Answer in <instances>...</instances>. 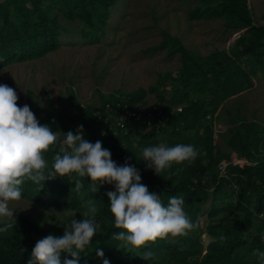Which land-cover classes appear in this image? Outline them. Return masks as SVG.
Listing matches in <instances>:
<instances>
[{
	"label": "trees",
	"instance_id": "obj_1",
	"mask_svg": "<svg viewBox=\"0 0 264 264\" xmlns=\"http://www.w3.org/2000/svg\"><path fill=\"white\" fill-rule=\"evenodd\" d=\"M193 1L198 4L190 15L191 19L223 20L227 31H243L235 42L236 57L245 61L262 60L264 17L262 25L255 24L247 0ZM116 3L117 0H0V69L40 59L58 50L63 31L59 16L69 22L78 21L83 25V36L91 43L99 42L110 9ZM162 36V42L149 51L154 53L166 49L168 56L179 54L182 60L178 76L172 80L176 86L172 97L156 102L157 110L165 118V126L153 127L146 132H143L146 127L143 120L127 124L125 129L116 126L124 107L127 106L130 111L137 109L136 104L142 100L141 93L100 95L97 107H81L75 103L72 113L58 111L49 100L44 107L32 105L31 110L42 125H49L54 132L66 135L69 131L76 132L78 126L83 125L85 139L92 143L100 140L103 147L111 151L112 159L118 165L128 162L135 166L141 173V182L149 191L161 195L165 205L169 197L183 196L185 212L193 222L197 219L201 222L207 210L204 206L210 202L205 230L199 227L187 237L157 240L143 249L129 252L121 242L112 239L113 234L122 230L114 227L108 209L109 191L104 192L100 183L95 184L96 191L93 192L90 179L83 178L84 187L76 192L71 191L74 185L67 177L46 181L42 189L26 182L22 200L58 205L55 198H64L68 201V208L77 213L48 229H42L29 217L19 215L16 227L7 233H0V264H28L31 251L39 239L49 234L62 236L64 227L73 218L83 219L81 214L85 209L81 205L88 200H94L100 209L97 220L102 230L97 233L92 245L81 253L79 264L103 262L97 250H102L104 258L111 264H258L257 257L252 254L257 248L264 251V161L253 163L254 150L260 142L258 133L254 124L246 126L243 132L245 140L239 128L229 131H235L231 140L239 143V158L243 162L230 163L225 175L219 176L220 162H229V157L221 156L216 150L211 121L207 119L213 117L226 99L248 89L251 86L250 77L225 54L199 59L188 52L177 38L165 32ZM204 64L208 65L207 69ZM208 95L212 96L210 102L205 99ZM178 105H182L180 113L175 111ZM109 124L113 126L111 130ZM60 139L63 140L62 135ZM178 143L194 145L206 155L198 156L191 163L174 165V168L183 167L179 176L164 172L160 177L142 161L141 148ZM53 154H46L50 162ZM235 186L236 192L233 190ZM233 194L236 201H232ZM45 196H51L55 201L47 202ZM227 200L230 202L227 203ZM219 201L226 202L217 207ZM215 217H220L218 224H213ZM203 234L211 239L205 252L200 243ZM146 251L154 253L153 258L144 259L142 254ZM64 258L61 257L62 260Z\"/></svg>",
	"mask_w": 264,
	"mask_h": 264
},
{
	"label": "rangeland",
	"instance_id": "obj_2",
	"mask_svg": "<svg viewBox=\"0 0 264 264\" xmlns=\"http://www.w3.org/2000/svg\"><path fill=\"white\" fill-rule=\"evenodd\" d=\"M247 3L254 23L262 25L264 0H247ZM197 4L193 0H117L110 9L100 41L93 43L83 36L81 23L69 22L59 16L63 29L59 49L40 59L1 68L0 84L15 89L21 107L25 104L30 108L32 105L44 107L49 100L58 111L72 113L75 103L81 107H97L100 95L141 93L142 100L136 104L138 111L152 110L159 100L167 101L172 97L176 88L172 80L176 79L182 67L179 54L168 56L166 49L154 53L149 51L162 42V33L165 32L177 38L196 58L227 55L250 77L248 89L226 99L213 117L207 118L211 121L216 150L221 156L229 157V162H220L219 176L225 175L230 163L243 162L239 158V143L231 140L235 131L229 133L234 127L239 128L245 140L243 132L246 126L255 125L260 142L254 150L253 163L264 161V56L258 62L238 59L235 42L243 31H227L223 20L191 19ZM204 68L207 69L208 65L204 64ZM205 99L210 102L212 96ZM158 126L162 125L156 119L150 120L143 132ZM101 188L104 192L115 191L114 185L104 184ZM233 190L236 192V186ZM233 195L232 201H236ZM55 199L58 205L34 204L21 199L12 202L10 207L15 212L16 221L19 215L26 216L40 228L48 229L70 216L63 214L65 209L70 210L68 201ZM45 201L55 200L45 196ZM225 202L219 201L216 206L221 207ZM210 205L207 202L204 206L207 210L200 222L202 230L207 224ZM70 212L71 215L77 213ZM219 222L220 217L213 219V224ZM171 239L177 238H167ZM210 242V238L201 235L204 252Z\"/></svg>",
	"mask_w": 264,
	"mask_h": 264
},
{
	"label": "clouds",
	"instance_id": "obj_3",
	"mask_svg": "<svg viewBox=\"0 0 264 264\" xmlns=\"http://www.w3.org/2000/svg\"><path fill=\"white\" fill-rule=\"evenodd\" d=\"M18 100L15 89L0 84V224L3 225L0 233L16 227L15 212L10 205L22 199L26 182L42 189L46 181L57 177H67L74 185L71 191L76 192L84 187L83 178L90 179L93 192L96 183L114 185L115 191L107 192L108 209L114 227L122 231L113 234L112 239L121 242L129 252L157 240L187 237L200 227V220L193 222L185 212L183 196H171L165 205L161 195L149 191L141 182V173L135 166L128 162L118 165L100 140L92 143L85 139L83 125L66 135L54 132L49 125L38 121L29 105L19 106ZM140 152L147 168L160 177L164 172L179 176L183 167L174 168V165L191 163L206 155L194 145L183 143L143 147ZM47 153H54L51 162L46 158ZM81 207L85 209L81 214L83 219L73 218L64 227L62 236L49 234L39 239L28 264H79L81 253L102 230L97 220L100 212L97 203L88 200ZM63 214L71 215V212L65 209ZM252 254L258 264H264V251L257 248ZM97 255L103 264H111L102 250H97ZM142 256L151 259L154 253L146 251Z\"/></svg>",
	"mask_w": 264,
	"mask_h": 264
},
{
	"label": "built area",
	"instance_id": "obj_4",
	"mask_svg": "<svg viewBox=\"0 0 264 264\" xmlns=\"http://www.w3.org/2000/svg\"><path fill=\"white\" fill-rule=\"evenodd\" d=\"M182 110V106H177L175 108V111L180 113ZM156 119L158 124H161L162 126H165V118L160 110H157V107L155 106L152 110H144V111H138L136 109L135 111H130L127 109V106L124 107V111L119 113L118 118L116 120V126H118L120 129H125L127 124L138 122L140 120H145L146 123H148L150 120ZM163 122V123H162ZM109 129H112V125H108Z\"/></svg>",
	"mask_w": 264,
	"mask_h": 264
}]
</instances>
